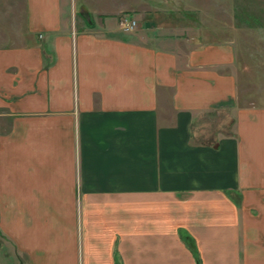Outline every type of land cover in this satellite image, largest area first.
I'll list each match as a JSON object with an SVG mask.
<instances>
[{"label": "crops", "instance_id": "obj_1", "mask_svg": "<svg viewBox=\"0 0 264 264\" xmlns=\"http://www.w3.org/2000/svg\"><path fill=\"white\" fill-rule=\"evenodd\" d=\"M27 3L28 38L0 49V229L14 259L264 264V108L239 104L234 48L103 20L75 32L60 0ZM211 110L234 120L216 148L194 131Z\"/></svg>", "mask_w": 264, "mask_h": 264}, {"label": "rangeland", "instance_id": "obj_2", "mask_svg": "<svg viewBox=\"0 0 264 264\" xmlns=\"http://www.w3.org/2000/svg\"><path fill=\"white\" fill-rule=\"evenodd\" d=\"M60 4L64 18V10L69 11L70 29L75 32L102 31L103 20L108 29L126 36L152 38L157 32L185 41L191 48L200 43L232 46L239 68V104L264 108V0H60ZM27 16V0H0V49L18 47L28 38ZM86 17L93 27L84 23ZM126 19L136 22L130 32L120 27ZM51 36L50 43L43 40L46 52L52 50ZM53 55H44L46 68L54 62ZM232 120L229 113L215 110L201 115L194 125L196 141H212L232 129ZM15 256L0 229V264L28 262L18 253Z\"/></svg>", "mask_w": 264, "mask_h": 264}, {"label": "built area", "instance_id": "obj_3", "mask_svg": "<svg viewBox=\"0 0 264 264\" xmlns=\"http://www.w3.org/2000/svg\"><path fill=\"white\" fill-rule=\"evenodd\" d=\"M136 22L134 20L128 21L127 19L120 22V27L123 31L130 32L134 29Z\"/></svg>", "mask_w": 264, "mask_h": 264}, {"label": "trees", "instance_id": "obj_4", "mask_svg": "<svg viewBox=\"0 0 264 264\" xmlns=\"http://www.w3.org/2000/svg\"><path fill=\"white\" fill-rule=\"evenodd\" d=\"M233 123H234V120H232V124H231V126L233 125ZM231 126H230V128H231ZM222 134H224V135H227V136H233L234 134L231 132V129H229L227 132H222ZM200 143H202V144H207V145H210V146H212V147H214V148H216L217 146H218V140H217V137H215L212 141H209V142H200Z\"/></svg>", "mask_w": 264, "mask_h": 264}, {"label": "water", "instance_id": "obj_5", "mask_svg": "<svg viewBox=\"0 0 264 264\" xmlns=\"http://www.w3.org/2000/svg\"><path fill=\"white\" fill-rule=\"evenodd\" d=\"M83 12H84V11H82V13H83ZM85 20H87V21H89V22H90V20H89V17H86V18H85Z\"/></svg>", "mask_w": 264, "mask_h": 264}]
</instances>
